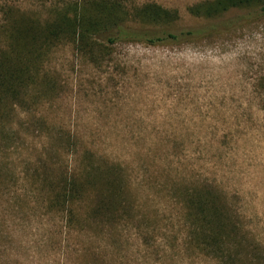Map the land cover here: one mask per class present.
Returning a JSON list of instances; mask_svg holds the SVG:
<instances>
[{"label": "rangeland", "instance_id": "obj_1", "mask_svg": "<svg viewBox=\"0 0 264 264\" xmlns=\"http://www.w3.org/2000/svg\"><path fill=\"white\" fill-rule=\"evenodd\" d=\"M95 1L0 0L1 51L10 19L38 35L20 48L23 94H0V264H220L188 244L189 189L217 193L241 255L264 264V14L231 10L217 20L251 18L184 45L117 44L95 62L70 39L45 44L59 15ZM129 1L178 12L174 30L206 26L189 9L215 0ZM105 163L123 169L127 220L95 218L90 200L72 216L50 204Z\"/></svg>", "mask_w": 264, "mask_h": 264}, {"label": "trees", "instance_id": "obj_2", "mask_svg": "<svg viewBox=\"0 0 264 264\" xmlns=\"http://www.w3.org/2000/svg\"><path fill=\"white\" fill-rule=\"evenodd\" d=\"M79 9L84 10L78 12L75 9L72 16L69 11L59 15L56 23L48 26L49 29L43 35L44 42L52 45L55 38L59 41L70 39L74 47L95 62L121 43H139L153 47L177 46L209 38L251 18L217 20L231 10L250 11L254 15L264 14V0H215L200 3L190 8L189 13L209 23L195 29L173 30L180 19L178 12L156 3L136 5L130 4L129 0H99L90 7L83 6ZM5 16L11 18L14 13H6ZM214 20L220 22H212ZM31 27L24 28L20 21L10 19L1 28L9 35V42L8 50H0V94L6 95L10 101L17 100L24 89V79L30 77L27 72L23 75V57L20 54L23 48L31 53L37 41L38 35L31 31ZM29 38H32L31 42L28 41ZM45 49L46 47H40L38 55ZM87 167L83 166L81 171L73 173L61 184L63 187L58 185L56 189L60 191L58 194L54 191L53 202L50 204L55 208L70 209L79 201L90 200L87 211L92 212L95 218L109 222L127 220L124 214L127 213L125 198L128 195V185L123 169L107 163L96 166L91 172ZM85 179L90 185H85ZM94 185H99V192H95ZM189 190L185 195L187 200L184 212L189 246L198 254L215 259L220 264H253L249 256H242L239 251L242 248L239 241L240 229L233 221L232 211L225 201L217 193L207 189ZM67 212L72 216L73 210Z\"/></svg>", "mask_w": 264, "mask_h": 264}]
</instances>
